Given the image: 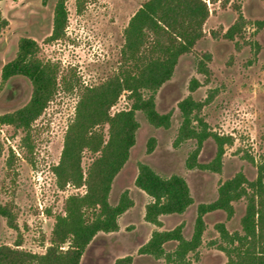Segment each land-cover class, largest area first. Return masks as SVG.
<instances>
[{
    "label": "rangeland",
    "instance_id": "rangeland-1",
    "mask_svg": "<svg viewBox=\"0 0 264 264\" xmlns=\"http://www.w3.org/2000/svg\"><path fill=\"white\" fill-rule=\"evenodd\" d=\"M56 1L0 0V13L8 22L0 33V72L2 65L14 57L17 41L23 36L37 42L38 57L54 62L59 69L58 88L32 123L26 141L30 149L22 140L24 132L20 128L0 124V205L7 208L12 222L10 225L0 215V245L37 254L48 247L55 218L64 213L65 199L85 192V184L67 181L59 186L53 171L80 90L98 85L117 73L124 27L144 0H86L81 10L75 0H64V34L49 40ZM205 2L209 15L202 25L203 36L191 52L179 56L172 76L154 94L156 110L170 112L169 126L154 127L140 111L135 113L139 123L135 143L127 161L114 176L108 195L110 204H115L120 193L127 190L133 204L119 216L116 231L94 235L79 264H113L116 258L126 255L131 256V264H165L163 259L138 253L154 229H170L182 222L183 236L190 238L196 206L214 200L223 180L239 171L249 180L256 176V166L264 159V23H256L264 20V0ZM238 11L246 22L239 35L228 39L224 33ZM192 78L197 83L190 90ZM30 92L27 78L16 75L1 82L0 75V114L24 105ZM128 95L126 90L120 93L109 109L110 114L130 107ZM186 96L201 103L199 116L211 132L230 138L224 145L219 172L186 167V158L194 147L193 139L178 145L173 143L181 123L178 102ZM102 130L106 134V124ZM150 137L155 139V144L148 152ZM215 152L216 144L208 137L198 161L212 160ZM96 155L82 150L83 176ZM138 162L148 164L164 177L182 176L189 186L192 204L182 214L161 216L160 226L146 222L144 206L149 198L134 184ZM233 207L230 218L222 210L203 216L206 227L198 248L187 254L190 264H227L226 256L217 248L214 224L223 222L228 231H240L244 199L234 201ZM174 245L169 242L165 248L172 250Z\"/></svg>",
    "mask_w": 264,
    "mask_h": 264
},
{
    "label": "trees",
    "instance_id": "trees-1",
    "mask_svg": "<svg viewBox=\"0 0 264 264\" xmlns=\"http://www.w3.org/2000/svg\"><path fill=\"white\" fill-rule=\"evenodd\" d=\"M75 1L78 10H81L86 0ZM208 15L209 9L204 0H144L133 12L123 30L117 73L98 85L80 90L74 117L64 135L59 162L53 167L59 186L67 181L85 184V192L65 199L64 213L56 216L49 245L43 253L0 245V264H79L95 234L118 229L119 216L133 202L127 190L120 193L115 204H110L108 195L114 176L127 161L129 150L135 143L139 127L135 113L140 111L154 127L169 126L170 112L159 113L156 110L154 94L172 76L179 56L191 52L203 36L202 25ZM245 22L238 11L224 36L233 39L242 32ZM256 23L262 25L264 20ZM7 24V19L0 13V33ZM65 25L64 0H57L48 39L60 38ZM37 51L38 44L34 39L20 37L14 57L2 65L0 72L1 82L16 75L30 82L28 101L11 112L0 114V124L11 125L24 132L22 140L27 146L32 123L53 98L59 84L57 64L43 61ZM205 57L208 58L207 55ZM198 64L202 69L203 63ZM61 78L64 82V77ZM74 83L77 84V80ZM196 83L192 78L190 90L196 87ZM123 90L129 92L130 107L110 114V107ZM178 108L181 123L173 143L178 145L187 139L194 140V147L185 161L186 167L219 172L224 145L230 138L208 129L199 116L201 103L191 96L180 100ZM105 124L106 134L102 130ZM208 137L213 138L216 152L212 160L200 163L198 154ZM154 144L155 139L150 137L148 152ZM1 147L0 142V150ZM83 149L97 154L85 176L80 167ZM134 184L148 196L143 218L155 226L161 225V216L182 214L193 202L189 186L182 176H161L143 162L137 163ZM240 199L245 201L240 231L230 232L223 222L215 223L217 248L226 256L227 264H264V159L257 164L254 179H247L239 171L219 184L214 200L196 206L190 238L183 236L182 222L170 229H154L148 240L138 248V253L163 259L165 264H190L187 254L198 248L206 227L203 216L222 210L230 218L234 212L233 202ZM0 215L12 224L5 206L0 205ZM169 242L175 243L172 250L165 248ZM131 259L130 255L118 257L113 264H131Z\"/></svg>",
    "mask_w": 264,
    "mask_h": 264
},
{
    "label": "crops",
    "instance_id": "crops-1",
    "mask_svg": "<svg viewBox=\"0 0 264 264\" xmlns=\"http://www.w3.org/2000/svg\"><path fill=\"white\" fill-rule=\"evenodd\" d=\"M205 1V0H204Z\"/></svg>",
    "mask_w": 264,
    "mask_h": 264
}]
</instances>
